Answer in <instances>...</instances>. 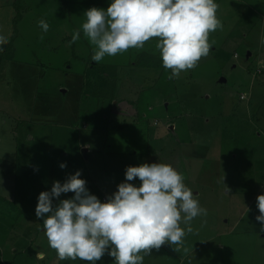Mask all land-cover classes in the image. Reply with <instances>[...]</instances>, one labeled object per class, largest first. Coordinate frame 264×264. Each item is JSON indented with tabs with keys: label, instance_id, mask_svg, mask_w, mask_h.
Returning <instances> with one entry per match:
<instances>
[{
	"label": "rangeland",
	"instance_id": "obj_1",
	"mask_svg": "<svg viewBox=\"0 0 264 264\" xmlns=\"http://www.w3.org/2000/svg\"><path fill=\"white\" fill-rule=\"evenodd\" d=\"M215 2L223 27L210 33L209 55L169 78L158 38L92 60L85 12L106 10L110 0H0V36L7 38L0 47V145L15 156L18 143L15 182L20 191L29 179L24 215L31 223L39 221L35 198L56 180L80 171L101 199L118 190L128 166L163 161L182 174L206 214L181 223V249L165 243L142 253L144 264H264L256 220L264 194V0ZM78 29L80 39L70 43ZM172 123L166 143L151 144ZM14 128H21L18 138ZM21 194L13 206L22 212ZM16 210L18 221L0 215V232L14 229L18 241L27 228Z\"/></svg>",
	"mask_w": 264,
	"mask_h": 264
},
{
	"label": "clouds",
	"instance_id": "obj_2",
	"mask_svg": "<svg viewBox=\"0 0 264 264\" xmlns=\"http://www.w3.org/2000/svg\"><path fill=\"white\" fill-rule=\"evenodd\" d=\"M218 7L215 0H110L106 10L93 7L85 12L82 29L95 46L94 62L143 48L151 38H158L163 66L171 70L169 78H177L209 55V35L223 27ZM39 25L44 32L50 28L44 19ZM80 36L78 29L70 43ZM6 39L0 36V47ZM81 175L77 171L63 183L54 181L51 190L38 197L36 216L43 219L49 246L60 260L79 258L97 264L107 252L115 258L114 264H144L142 253L150 254L165 243L181 245L186 234L181 223L188 225L206 214L171 164L128 166L125 181L106 201L91 193ZM136 178L140 186L131 183ZM70 192L75 193L72 198L59 200ZM53 198L59 202L54 204ZM257 207L256 220L264 231V194L257 197Z\"/></svg>",
	"mask_w": 264,
	"mask_h": 264
},
{
	"label": "crops",
	"instance_id": "obj_3",
	"mask_svg": "<svg viewBox=\"0 0 264 264\" xmlns=\"http://www.w3.org/2000/svg\"><path fill=\"white\" fill-rule=\"evenodd\" d=\"M174 127H175L174 123H172L171 126L165 127V131L162 130L159 131L157 139H154L151 144H154L156 142L155 144L157 145L158 144L164 145V143H166L169 136L167 132L173 130ZM19 130H21V128L18 129L14 128L13 134L14 136H16V138H18L16 134H18ZM26 137L27 140L31 139V142L35 141L34 137L30 136L29 133L27 134ZM1 141L2 140L0 139V143ZM16 146H17L15 149L16 154L14 156L8 152V150L6 149L7 147L0 145V215L7 216L3 220L5 219L8 220V218H14V220L18 221L19 216L18 214L17 216L15 215L16 209L13 205L17 204L18 202H21V200L18 199V195L20 191L22 193L21 195L23 196L22 198L23 211L21 212V210H16V212L17 213L21 212L20 215H24V212L28 211L29 209V207L26 204H24V200L27 199L25 198V196L28 195L27 190L30 188L29 187L30 182L28 181L29 179H27V181H25V183L22 184L23 188H21L20 191L18 184L15 182L19 175L18 171L15 169L16 164L14 162L15 158L17 159V157L19 156L18 143ZM89 147L86 146L85 148L86 153H89L90 151ZM149 161L151 162V160ZM160 162L164 163L163 161ZM110 194L112 193L103 194L101 201H106L108 195ZM53 199H54V204H56L58 200H56L55 198ZM35 202L38 204V198H35ZM23 217L25 219L22 218L23 219L22 227H26L27 231L24 230L25 235H20L19 238H22V240L18 239V241H16V239L13 238L14 229L13 230L6 229L4 233L0 232V257H1L0 262L2 264H4L5 262L6 264H65V261L67 264H72V263L76 264L78 261H81L82 264H88V262L80 260L79 258H77L76 260H60L56 250L49 246L48 238L46 236L43 226V221H41L42 218H38L39 221L35 219V222L31 223V218L29 217V214H27V216L24 215ZM8 223L11 225L10 222ZM0 227H1L0 229H4V226L2 224H0ZM22 243L26 244V247L28 249L27 248L25 249L29 251L27 252L24 251L25 249L23 247V251H19L22 254L15 255V252L18 253V250L20 249V246H22ZM30 248L35 251L36 254L35 256H33L32 251H31L32 253L31 255L28 254V252H30ZM181 248L182 246L179 245V249ZM174 257L178 260V262L180 261V263H182V260L178 259L179 256H174ZM101 260H103L101 264H114L112 256L111 258H109V256H106L105 259L103 256ZM97 264H99L98 261Z\"/></svg>",
	"mask_w": 264,
	"mask_h": 264
},
{
	"label": "built area",
	"instance_id": "obj_4",
	"mask_svg": "<svg viewBox=\"0 0 264 264\" xmlns=\"http://www.w3.org/2000/svg\"><path fill=\"white\" fill-rule=\"evenodd\" d=\"M242 99H244V100H245V98H244V97H242Z\"/></svg>",
	"mask_w": 264,
	"mask_h": 264
}]
</instances>
